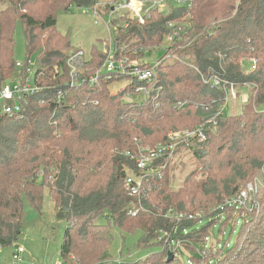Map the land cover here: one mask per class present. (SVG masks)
Returning <instances> with one entry per match:
<instances>
[{"label":"trees","instance_id":"1","mask_svg":"<svg viewBox=\"0 0 264 264\" xmlns=\"http://www.w3.org/2000/svg\"><path fill=\"white\" fill-rule=\"evenodd\" d=\"M95 1L0 0V86L23 75L35 54L34 81L44 88L22 102L18 116L0 117V248L18 240L24 216L22 198L38 208L46 189L56 210L66 214L60 246L65 263H110L112 230L117 229L123 233L141 231L138 244L142 247L178 243L182 248L181 244L189 242L192 251L187 263L217 264L215 257L199 255L194 249L205 251L208 230L217 223L223 227L229 221L226 212L236 213L233 209L219 211L223 200L237 196L264 168V150L260 149L264 147V0H192L190 9L169 6L151 10L143 24L133 21L115 34L125 47L122 53L116 51L117 58L130 56L133 46L151 48L148 54L154 48L162 49L167 24L184 26L181 36L166 48L167 53L162 49L163 55H174L177 61L157 68L151 98L135 107L123 103L140 111L137 120L131 118L130 122L142 123L147 129L162 127L163 143L170 132L205 124V141L194 140L186 150L202 162L199 172L203 177L193 181L198 171L186 176L177 192H173L174 160L161 171L138 173L130 155L145 144L144 139L135 137L136 142L131 143L127 135L118 143L120 135L109 132L126 124L107 86L129 82L126 76L103 73L92 85L70 89L64 85L66 57L82 48L72 47L67 37L55 31L56 16L71 8L91 7ZM16 22L24 34L26 61L20 63L21 68H16L18 62L13 58ZM93 53L96 67L90 62ZM105 58L102 52L92 51L87 74L99 68ZM140 85L130 81L125 88L133 92ZM231 87H247L254 95L252 103L233 117L225 110L219 113ZM58 90L63 91L59 101ZM102 106L115 109L117 120L109 119ZM146 128L143 134L149 139ZM106 141L111 143L106 151L104 145L97 146ZM89 147H95L100 155ZM161 162L156 161L154 167ZM127 171L143 177L139 197H131L125 190ZM190 194L200 200L191 202ZM262 198L250 213L254 217L248 221L247 237L240 239L241 227L231 247L218 248L222 254H234L230 264H253L252 255L264 261ZM129 204L141 207L134 217L127 214ZM168 211L175 216H166ZM188 213L193 219H188ZM179 215L185 218L178 219ZM163 251L137 264H183L177 256L166 262L168 254L166 259Z\"/></svg>","mask_w":264,"mask_h":264},{"label":"rangeland","instance_id":"2","mask_svg":"<svg viewBox=\"0 0 264 264\" xmlns=\"http://www.w3.org/2000/svg\"><path fill=\"white\" fill-rule=\"evenodd\" d=\"M99 1H106V0H99ZM94 20L95 18L93 17L92 14L87 13L86 8L85 9L71 8L70 12L60 13L56 16L55 31L60 35L67 37L72 47L82 48V50L85 53V57L89 58V55H91L92 51L102 52L103 43L107 42L109 38L104 26L102 24L95 25ZM213 25L217 26L218 24H212V26ZM13 39H14V47H13L14 61L18 63H24L26 61L24 34L22 31V26L19 22L15 23L13 29ZM162 55H163V51L161 48H154L151 54H141L140 56L137 57V59L141 60V62H146L150 64V63H155L156 59L162 57ZM95 57L96 56L94 54L92 55V59H90L92 66L96 62ZM127 57L129 59L133 58L132 55ZM174 59L175 61H177V58L175 56ZM35 60H36V55L33 54L29 59L30 68L34 67ZM167 63H173V62L168 61ZM94 67L96 66L94 65ZM89 69L90 68L84 71V73L87 74L90 71ZM252 69L253 67H251V70ZM97 70L98 68L95 71H91L89 74H92ZM246 70H249L248 67L246 68ZM156 77L154 78L153 81H155ZM14 79H17V76ZM12 80L10 79V81ZM10 81H7L9 82L10 85L15 84V81L13 82ZM127 85L128 83L125 82L120 84L110 83L107 86L108 92H110L109 94L112 97L116 98L118 101L117 108L122 110L120 115L121 116L124 115L126 117V118L124 116L122 117L123 123L126 125L119 124L120 126H117L116 128L110 130L109 132H112V135H116V134L117 136L120 135L119 139L116 141L118 143L123 142L124 139L127 137V135L128 137H131L129 139L131 143L132 141L133 143L136 142L137 139H135V137L143 138L144 139L143 142L145 144L140 145L139 149L146 148L148 146L156 147L158 145H163L164 141H162V137L164 135V132L162 127L156 126L147 129L146 126L142 123L130 122L131 118L133 121L137 120L136 115L140 111L138 110V108H133V106L135 107L137 106L138 103L142 102L143 93L140 92L138 95H133V92L125 88ZM252 91L253 90L247 87H239L234 91H231V93H228L227 102L225 104V113L227 114V116L233 117L242 113L243 107L249 101L252 103V100L254 99V95ZM123 103H133V106L124 105ZM101 109H103V111H106L105 115L106 116L109 115L108 116L109 119H113V121L117 120L115 119V116L117 115L115 109H111V111H109L107 108L103 106L101 107ZM182 114L184 115V112H182ZM144 128L150 131L148 133L149 139L143 134ZM189 130H195V128L193 129L183 128L177 132H183V131L187 132ZM103 145L105 148L104 151H106V149L110 147L111 143L110 141H106L97 144V146H103ZM89 148L91 149L93 154L100 155L95 147H89ZM260 149L264 150V147H261ZM186 150L187 149L180 150L181 152L175 156V159L173 161V163L175 162L174 163L175 165H173L174 168L171 167L172 171H174L173 178L176 179L174 183L173 192H177L181 189V187L183 186L182 180L186 176L191 175L192 173L198 171L197 175L192 178L193 181L194 182L201 181L199 179L203 177L199 172L200 167L202 166L201 164L202 162L196 160L192 156V154ZM137 153L138 151L135 154ZM40 176L41 175L39 174L38 180L41 179ZM248 184H251L254 187V191H256L255 194L256 201L257 200L259 201L262 196L264 197V168L259 172L257 176H255V178L252 179V182H249ZM189 199L191 200V202L194 203L200 200L198 195H193V194L189 195ZM226 200L227 199H224L222 203H224ZM263 200L264 199L262 198L261 202ZM22 205H23L24 216L21 221V225L19 229V237L17 240V243L24 248V254L22 255V259H23L22 264H58V262L61 259L60 246L63 242V235L67 226L66 220H60L56 217L59 211L56 210L54 203L50 195L46 191V189H44L43 191L42 200L38 208H35L34 206L30 205L25 197L22 198ZM216 206L213 207L216 208ZM214 208L211 207L212 210H214ZM250 213L251 211L246 206L242 208L241 212H236V213H232L230 211L226 212L224 214V217L227 216L226 220L229 219V221H227L223 227H221L222 225H220V223H217L215 224V226L209 229L207 232V237H208L207 238L208 241L206 243L207 248L203 252H199L200 250L194 249V253H197L199 255H204L206 253L205 256L207 255L211 257L213 256L215 257V260L218 261L217 264H230L234 262L231 258L234 256V254H230V255H226V253L222 254L221 251L218 250V248L219 249L225 248L226 245L231 247L234 244V241L236 240L238 236V232L241 227L242 230L240 234V239H244L247 237V232L249 231L248 221L254 217L252 216V214L250 216ZM172 215L175 216V214L173 213ZM186 215H192V214L188 213ZM193 216L195 217V215ZM203 216L204 215H201V217ZM198 227H199L198 225L195 226V228ZM112 233L114 236L113 243L111 245V254L113 256V259L110 261V263L107 264H113V262H119L120 264L137 263L145 259L147 256L157 254L158 252L161 251V249L162 250L164 249L166 253V259H167V254L171 255L166 262L171 261L173 257L177 256L179 259H181L183 264H195L194 262L187 263L191 255L190 250L192 246L189 242L187 244L184 243L185 248L183 247L184 244H181L182 248L178 249L179 254L176 255L177 251H172L169 247H165V246L159 247V246H150V245H148V247H142L141 245H139L138 241L142 236V232L139 230L129 233H123L121 231H118L117 229H114L112 230ZM12 247L13 246L0 248V264H10ZM196 248H199V246L197 245ZM253 253L255 254L256 252ZM154 259L155 258L151 259L153 263L156 262V260ZM249 259H253L255 261L253 264H264V261L260 262V259L257 258L255 255L250 256ZM242 262L243 261H241V263ZM213 263L214 262H211V264Z\"/></svg>","mask_w":264,"mask_h":264},{"label":"built area","instance_id":"3","mask_svg":"<svg viewBox=\"0 0 264 264\" xmlns=\"http://www.w3.org/2000/svg\"><path fill=\"white\" fill-rule=\"evenodd\" d=\"M191 2L192 0H106L103 2L96 0L91 7H87L86 9L87 13L92 14L95 18L94 24H102L107 31L109 38L107 42L103 43L102 50V53L106 55V58L96 72L92 74H85L84 71L89 68V58L85 57V53L82 49H74L70 51L65 60L67 79L64 85L66 88H78L86 84L92 85L97 81L101 74L117 72L121 76H126L130 81H134L136 84H141L140 86L134 87L133 94L138 95L142 92V103L146 102L149 98H151V91L155 84L153 80L157 76V68L161 64H166L168 61L176 62L174 56L164 54L162 57L157 58L155 63L148 64L146 62H141V60H138L137 57L141 54L150 53L151 48L139 45L133 46L128 51V55L133 56L132 59H129L127 54L122 57L115 58L114 55L116 54V51L122 53L125 48L123 45L118 43L115 34L118 33V28L126 29L133 21L138 24H143L145 16H147L151 10H165L169 6L190 9ZM167 28L168 34L163 46L165 52L166 48L173 45L175 43V39L181 36L184 26L169 23L167 24ZM16 68H21V64L16 63ZM34 68L35 65L33 68H30L28 64L23 75L19 74L17 75V79L10 81H15V84L10 85L9 82H5L0 86V117L18 116L19 113L22 112V102L32 96L35 97L39 95L43 91V86L36 84L34 81ZM53 72L55 74L58 73L56 67L53 68ZM130 81L127 83L129 84ZM234 90L235 88L233 87L229 88L227 94ZM227 94L225 104L227 102ZM62 95L63 91L58 90V101ZM223 110H225V105L222 106L219 113H222ZM213 123H215V121H213ZM205 139V124H202L196 127L195 130H189L187 132H170L163 145L141 148L138 150L137 154L130 155V157L133 160L134 167L138 173L143 174L148 169L149 173L150 171H161L165 168L167 163L174 160L175 154L179 148L188 149L194 140H196L197 143H201L204 142ZM158 160H162V162L154 167L155 162ZM126 175L125 190L129 196L139 197L143 177L140 175H133L129 171H127ZM255 194L256 191H254V187L251 184H248L237 196L226 200L222 205H220L218 210L224 211L233 209L235 212H240L241 209L246 206L250 211H252L253 208L257 207ZM140 209L141 207L137 206V204H129L127 214L134 217L138 214ZM170 212L171 211H168L166 216L172 215ZM177 218L183 219L185 216L179 215ZM188 219L193 218L189 215ZM11 246L13 247L10 264H22L24 248L17 242L13 243ZM169 248L172 251H178V243L171 244ZM58 264L68 263H65L62 259H60ZM113 264L120 263L113 262Z\"/></svg>","mask_w":264,"mask_h":264},{"label":"water","instance_id":"4","mask_svg":"<svg viewBox=\"0 0 264 264\" xmlns=\"http://www.w3.org/2000/svg\"><path fill=\"white\" fill-rule=\"evenodd\" d=\"M58 219H60V220H65V218H66V214L65 213H63L62 211H59L58 213H57V216H56ZM170 254H168V258H170Z\"/></svg>","mask_w":264,"mask_h":264},{"label":"crops","instance_id":"5","mask_svg":"<svg viewBox=\"0 0 264 264\" xmlns=\"http://www.w3.org/2000/svg\"><path fill=\"white\" fill-rule=\"evenodd\" d=\"M99 1V0H98ZM99 2H103V1H99Z\"/></svg>","mask_w":264,"mask_h":264},{"label":"bare ground","instance_id":"6","mask_svg":"<svg viewBox=\"0 0 264 264\" xmlns=\"http://www.w3.org/2000/svg\"><path fill=\"white\" fill-rule=\"evenodd\" d=\"M214 120V119H213Z\"/></svg>","mask_w":264,"mask_h":264}]
</instances>
